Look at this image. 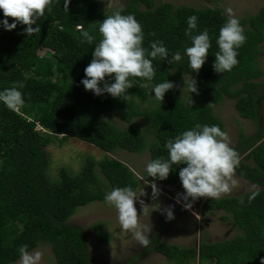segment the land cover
<instances>
[{"label":"trees","instance_id":"trees-1","mask_svg":"<svg viewBox=\"0 0 264 264\" xmlns=\"http://www.w3.org/2000/svg\"><path fill=\"white\" fill-rule=\"evenodd\" d=\"M100 1L0 0V264L43 242L57 264H98L67 222L79 207L106 201L107 190L132 195L142 183L174 187L182 207L202 202L204 213L223 211L241 230L188 248L155 237L151 247L168 261L264 264V6L236 28L220 8L126 0L104 12ZM184 75L197 77L194 104L179 93ZM153 87L160 98L147 106ZM225 98L256 131L239 130L213 171V143L225 136L214 107ZM70 138L104 156L52 180L46 147ZM120 150L149 153V166L138 176L111 156ZM231 167L259 189L210 197Z\"/></svg>","mask_w":264,"mask_h":264},{"label":"rangeland","instance_id":"rangeland-1","mask_svg":"<svg viewBox=\"0 0 264 264\" xmlns=\"http://www.w3.org/2000/svg\"><path fill=\"white\" fill-rule=\"evenodd\" d=\"M157 2H171L174 5H188L195 8H220L231 23L239 28L238 22L247 15L257 13L263 6L264 0H156ZM126 0H101L100 6L104 12H113L122 7ZM242 29V28H240ZM260 64L264 69V49L260 56ZM59 77V74H58ZM197 77L184 75L179 87V93L189 104L197 102L194 84ZM264 91V77L260 79ZM150 102L160 98V92L151 88ZM214 112L225 124V136L213 143L211 165L213 171L219 167V152L222 147L232 146L238 141L239 130L246 135L256 131L255 124L242 118L236 108L235 101L225 98L214 107ZM262 129L264 131V101H260ZM122 127L127 124L119 118H110ZM264 141V138L263 140ZM50 156L48 174L52 180L59 178L61 168H66L77 174L86 158L100 160L104 152L84 141L70 138L61 143L56 140L46 147ZM130 165L138 176L149 166V153L136 154L120 150L111 154ZM259 186L241 179L233 167L229 168L220 178L209 196L237 197L257 190ZM108 191V198L104 202H93L79 207L69 219L68 224L78 227L85 241V248L92 260L98 264H175L153 250L152 242L155 237L169 244L182 247L199 246L205 239L209 242L221 241L241 232L232 219L223 220L226 214L217 211L215 215L203 212L202 202L193 201L182 207V195L174 187L142 183L132 195H121ZM103 223L100 228L95 225ZM109 236L107 242H97L98 237ZM14 264H57L51 244L41 243L35 250L21 258ZM191 264H196L192 261Z\"/></svg>","mask_w":264,"mask_h":264}]
</instances>
